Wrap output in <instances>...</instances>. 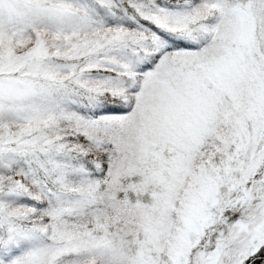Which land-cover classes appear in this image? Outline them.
Wrapping results in <instances>:
<instances>
[{"label": "snow or ice", "instance_id": "1", "mask_svg": "<svg viewBox=\"0 0 264 264\" xmlns=\"http://www.w3.org/2000/svg\"><path fill=\"white\" fill-rule=\"evenodd\" d=\"M0 264H264V0H0Z\"/></svg>", "mask_w": 264, "mask_h": 264}]
</instances>
